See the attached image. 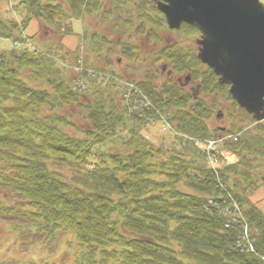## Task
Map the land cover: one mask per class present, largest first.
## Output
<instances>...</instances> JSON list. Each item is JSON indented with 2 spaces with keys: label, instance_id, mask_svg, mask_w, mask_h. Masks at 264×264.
Wrapping results in <instances>:
<instances>
[{
  "label": "trees",
  "instance_id": "trees-1",
  "mask_svg": "<svg viewBox=\"0 0 264 264\" xmlns=\"http://www.w3.org/2000/svg\"><path fill=\"white\" fill-rule=\"evenodd\" d=\"M141 1L152 11L140 6L134 16V7L124 6L122 14L110 8L102 12L100 0L94 11L86 7L87 13L99 10L95 18L102 25L120 27L117 22L128 17L123 28L137 35H115L113 43L127 60L126 71L144 78L130 82L149 99V108L133 110L117 97L113 62L102 51L109 42L100 33L87 32L88 51L97 53L91 70L85 62L80 65L81 74L90 76L86 89L74 84L82 79L73 71L81 59L73 54L74 61L64 60L69 53L60 55V47L0 52V233L7 230L18 242L11 247L20 243L25 250L36 245L41 250L37 260L0 264H48L62 241L73 264H264V214L245 195L260 185L264 137L245 132L236 141L225 140L224 151L238 161L217 175L207 167L194 143L215 136L209 121L221 94L215 92L223 86L213 74L207 78L208 71L195 69L200 62L177 43H162L152 55L155 65L163 62L171 70L167 81L155 84L160 70H148L134 39L161 44L157 31L167 27L155 4ZM85 2L90 4L22 0L17 6L21 22L0 15V39L19 47L28 40L24 31L33 21L48 32L54 31L52 25L59 30L65 25L59 36H70L72 14H87L80 7ZM182 28L198 34L188 25ZM180 71L200 79L204 98H193L169 80ZM226 114L232 118V112ZM241 115L229 126L230 134H238L250 120ZM161 116L176 134L168 147L141 135ZM259 124L264 132V123ZM234 204L240 217L232 213ZM243 219L251 252L240 245Z\"/></svg>",
  "mask_w": 264,
  "mask_h": 264
},
{
  "label": "rangeland",
  "instance_id": "rangeland-1",
  "mask_svg": "<svg viewBox=\"0 0 264 264\" xmlns=\"http://www.w3.org/2000/svg\"><path fill=\"white\" fill-rule=\"evenodd\" d=\"M22 0H0V15H2L1 17L4 18H13L14 20H16L17 22H21L20 19V15L19 12L21 10V7H17L18 5H20ZM97 0H90V4L88 3H83L84 5L82 6V4H80V7H82L81 9L85 10L83 11L84 13L87 11H89L87 9L86 6H90V8L94 11V2H96ZM101 1V10L102 12H105L107 10V8H110L111 11H118L122 14V10L124 6H131L134 8L133 9V13L134 16L139 14V7L142 6L145 11L151 12L152 8L150 6H145L144 3L141 0H100ZM261 2L264 4V0H261ZM125 4V5H123ZM138 5V9L136 8V6ZM87 9V10H86ZM105 10V11H104ZM99 10H97V12L95 13H87V14H81V18H78V15L72 14L73 22H72V29H73V34L70 36H65V37H60L59 35L64 34V28L65 25H63V29L59 30L58 28L54 27V25L50 26L52 28V31L47 30V27L42 26L41 24L37 23V21H33L30 23V25L28 26V28L24 31V35L28 36V41H26L25 43L21 44L19 47L17 45H14L11 41L9 40H3L0 39V52L3 51H9L11 49H41L42 47L47 49H53L56 47H60L61 49H63V51H59L60 55H64V52L69 53L68 56H65L64 60H67L68 62H72L74 61L73 58V54L76 56H78L79 59V64L78 65H73L74 70L76 72V74L82 76V79L80 82H83V89L87 88L88 85V81L90 76L86 75L84 76L83 74H81L82 69H81V63L85 62L86 67L85 68H89L90 70L92 69V64L94 63L95 60V56L94 54H96L97 52H89V50L92 49V46L90 47V45L88 44V40L90 39L89 35L87 34V32H91V35H99L97 33H100V35H105L106 40H108L109 43L104 41V45H103V49L102 51L105 54H109V58L111 59V61L113 62V70L115 72V74L113 73L112 75H114V77L112 76V84L114 85L115 83L119 86V90L122 94V89H124L123 86H120V82L123 83V81H134V82H140L142 79L144 78H139L141 75L138 74H134L133 72L131 73V71H126V63L127 60L122 58V54L121 52H119V50L116 48V44L113 43V41L118 38V36L115 35H137L136 33L133 32V30H126L125 28H123V20L127 19L128 17L124 14L122 19L117 22L119 23L120 27H118V25L116 26H111L109 25V23L107 24H99V21L95 18L97 15H100L98 12ZM121 15H116L115 18L119 17ZM156 19V18H154ZM153 19V20H154ZM80 20V21H78ZM152 20V21H153ZM78 21V22H77ZM116 22V21H114ZM186 30V31H185ZM48 32V33H46ZM159 37H160V42L161 44H159V42H151L148 41L145 38H141L138 36L136 40L134 39L135 43L139 46V49L137 50V52H139L140 55L144 56V58H146V62L149 65L148 67H150V69L148 68V70H160L162 64H164L163 62L159 63L158 65H155L153 63L152 60V55L155 52H159L161 46L165 43H167L169 46H172L173 44L177 43L178 45L181 46V51L187 56V55H191L192 57L194 56L197 59V41L200 39V35L198 34H189L187 32V29H183L182 26L178 31H170L167 28H162L159 31H157ZM90 34V33H89ZM43 35H50V40H47V37H44ZM57 35V36H56ZM79 35H83V37L80 39ZM104 38V40H105ZM83 39V40H82ZM158 39V38H157ZM100 43L102 41V39H99ZM105 43H107V46H105ZM163 43V44H162ZM94 48V47H93ZM79 53V54H78ZM120 61H118V60ZM198 60V59H197ZM118 61V62H117ZM201 64V63H200ZM103 66V64H101ZM167 69L169 70L170 68L167 66ZM195 69L197 70H203V71H208V73L206 74L207 78H212L211 74H213L211 72V70H209L208 68L204 67L202 65L195 66ZM210 72V73H209ZM195 72V76H196ZM75 74H72L73 77ZM122 75V77H121ZM160 75L158 77H154V75H152V77L158 79L157 82L156 80H154L155 84L156 83H164L165 81H167V75L166 73H160ZM188 75H190V71H185V72H179V73H174L173 77H171V80L173 83H176V81L178 79H181V82L183 83L184 78L187 77ZM125 78H124V77ZM194 76V74H193ZM199 76V75H197ZM214 76V75H213ZM89 77V78H88ZM143 77V75H142ZM215 77V76H214ZM84 78H88V79H84ZM201 78V77H200ZM75 79V78H74ZM199 78H197L198 80ZM216 82H217V78L215 77ZM196 79L191 80V83L189 84V86L184 89V92L188 93L191 95V89H196V87L199 84V81H197ZM200 80V79H199ZM77 79L74 81V84L77 86H81L82 85L80 83H76ZM218 83V82H217ZM125 84V83H124ZM129 85V84H127ZM178 85V84H177ZM223 88L222 89H218L217 94H220L219 97H217L218 102H216V109L214 111V114L212 116V121H213V128L215 127H226L228 124L225 120V118H227V114H226V109H230V112H234L233 115H235V117L239 116V114L241 115V112L239 111L240 108L237 107V105L235 104V106L233 107L232 104L234 103V101L232 100V98L230 97L229 93H228V86L227 85H222ZM136 88L131 89V91H129L127 94L122 95L119 92V95L117 96L122 104H126L129 105L131 107V105H133V107H136L138 109V111L142 108H149L151 107L150 101L147 97L143 96V94L139 91V95L137 96L138 92H135ZM225 92V94H223ZM203 92L200 91V86L197 89V93H196V97L199 98H204L203 97ZM205 96V95H204ZM137 98H140L139 100H137ZM232 102V104H231ZM222 103V104H220ZM230 107V108H229ZM135 109V108H134ZM222 113V121L216 120V115L217 113ZM242 117V115H241ZM160 121L157 122H153L151 121L148 125H146L144 127V129H142L141 131V135L148 140L150 143H152L155 146H159V145H164V146H169L171 145V143L176 137V134L174 133V131L170 128L171 126L165 121L164 118H160ZM236 120V119H235ZM260 123H264V122H260ZM259 125V126H258ZM262 124H258L256 121H254L252 118H250V120H246V122H244V126L243 129L237 134L234 135V138H238L240 136H242L243 133L245 132H251L253 133V135L259 134L261 137H264V132L261 129L262 126H260ZM229 126V125H228ZM231 126V125H230ZM217 129V128H215ZM214 129V130H215ZM249 129V130H247ZM228 130L230 131V127H228ZM262 131V132H261ZM220 132H215L213 136L214 140H218V138L216 137ZM227 134L223 135L224 137H226ZM233 137H231L232 141L235 140ZM237 140V139H236ZM219 141V140H218ZM214 142V141H213ZM223 142V141H222ZM204 144H208L205 141H199V145L196 146L197 148L199 147H203ZM223 145V143H221ZM249 144L253 145V142L249 141ZM244 145V143L242 144ZM245 146V145H244ZM213 148H217L215 150V155H218L219 159H217L216 157H214L211 153V151L208 153V155H205V159L207 162V165H210V162H212V166L216 167V169H220L221 167L225 166V165H231V164H235L238 159L237 156L228 152H225L223 149V146L219 145H214ZM219 153V154H218ZM244 153H247L246 151H244ZM213 157V158H212ZM218 160V162L220 163L218 165L216 159ZM261 164H263V166H259L258 167V174L259 176H264V161H260ZM209 163V164H208ZM218 167V168H217ZM258 185V184H257ZM243 190V189H242ZM246 197L250 200V202L252 204H254L263 214H264V188L262 183L260 185L257 186V188L252 189V190H248L245 192ZM240 209V208H239ZM236 213V209L234 208V214ZM231 215H233L231 213ZM242 222V221H241ZM1 230V229H0ZM17 244L18 242L15 241L14 237L7 232V230L3 231V233H0V262L3 261L4 259L9 260V259H15L17 260H23V259H34L37 260L38 259V252L39 251L41 253V250H38L40 248V245H36L33 249L30 250H25L24 246L21 245L20 243L17 246H13L11 247V244ZM21 245V246H20ZM22 249V250H21ZM56 254H54L49 260H48V264H73L71 259H68L65 256V252L68 251V248L65 246L64 241L61 242V246H56ZM34 255V257L32 256ZM45 256L44 254H41V257ZM11 264H18L16 262H11ZM46 264V263H45Z\"/></svg>",
  "mask_w": 264,
  "mask_h": 264
},
{
  "label": "water",
  "instance_id": "water-1",
  "mask_svg": "<svg viewBox=\"0 0 264 264\" xmlns=\"http://www.w3.org/2000/svg\"><path fill=\"white\" fill-rule=\"evenodd\" d=\"M169 30L196 28L197 58L229 86L232 100L264 120V5L260 0H150ZM188 81V78L186 82Z\"/></svg>",
  "mask_w": 264,
  "mask_h": 264
},
{
  "label": "flooded vegetation",
  "instance_id": "flooded-vegetation-1",
  "mask_svg": "<svg viewBox=\"0 0 264 264\" xmlns=\"http://www.w3.org/2000/svg\"><path fill=\"white\" fill-rule=\"evenodd\" d=\"M170 71V70H169ZM170 75H171V71H170V73H169ZM178 82L181 84V80L180 79H178ZM191 83V80L189 81V82H187V83H185V84H182V85H186V86H184V88L183 89H186L188 86H189V84ZM196 88H199V85L196 87ZM191 95L192 96H194V89H191ZM220 104H222V103H220ZM231 104H232V102H231ZM232 106L234 107L235 106V104L233 103L232 104ZM238 107V106H237ZM230 108V107H229ZM226 111H230V109H226ZM240 112L241 111H243V110H239ZM249 118H251V116H249L248 114H246ZM236 119V117L233 115V113H232V118H225V120H226V122H227V124L230 126L231 125V123H232V121H234ZM216 120H219V121H222L223 120V118H222V113H217V115H216ZM246 122V121H245ZM262 122H264V120L262 121ZM209 123H210V127L214 130L215 128H217V129H215L216 131H218V132H220L216 137L220 140V141H225V140H228V141H230V140H232L231 139V137H233L234 138V135H232V134H230V131H228V125L226 126V127H215V128H213V126H212V124H213V121H212V119L209 121ZM258 124L260 123V122H257ZM247 130H249V129H247ZM250 131V130H249ZM225 134H227L226 135V137H224L223 135H225ZM237 135V134H236ZM235 139V138H234ZM237 139V138H236ZM236 139L235 140H233V141H236ZM262 177V179H264V177L263 176H261Z\"/></svg>",
  "mask_w": 264,
  "mask_h": 264
},
{
  "label": "built area",
  "instance_id": "built-area-1",
  "mask_svg": "<svg viewBox=\"0 0 264 264\" xmlns=\"http://www.w3.org/2000/svg\"><path fill=\"white\" fill-rule=\"evenodd\" d=\"M214 145H215V144H214L213 142H210V143L206 146V150H207V151L212 150Z\"/></svg>",
  "mask_w": 264,
  "mask_h": 264
}]
</instances>
